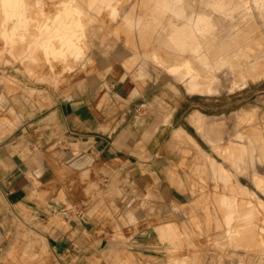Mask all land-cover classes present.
<instances>
[{"label":"crops","instance_id":"obj_1","mask_svg":"<svg viewBox=\"0 0 264 264\" xmlns=\"http://www.w3.org/2000/svg\"><path fill=\"white\" fill-rule=\"evenodd\" d=\"M151 87L103 65L43 99L3 97L0 264H143L166 248L161 236L201 240L197 223L213 234L202 171L224 170L195 130H213V108Z\"/></svg>","mask_w":264,"mask_h":264},{"label":"rangeland","instance_id":"obj_2","mask_svg":"<svg viewBox=\"0 0 264 264\" xmlns=\"http://www.w3.org/2000/svg\"><path fill=\"white\" fill-rule=\"evenodd\" d=\"M59 22L70 26L67 44L53 35ZM185 25L194 42L178 46L172 38ZM103 65L151 79L153 98L185 94L213 108L205 121L213 130L195 128L225 172L202 171L213 177V234L197 223L201 240L178 231L161 236L166 248L142 263L264 264V0H180L170 10L155 0H0L1 135L12 115L3 97L43 99L45 89L71 85ZM186 85L213 93L190 95Z\"/></svg>","mask_w":264,"mask_h":264},{"label":"bare ground","instance_id":"obj_3","mask_svg":"<svg viewBox=\"0 0 264 264\" xmlns=\"http://www.w3.org/2000/svg\"><path fill=\"white\" fill-rule=\"evenodd\" d=\"M3 5L5 6H10L13 0H2ZM180 0H155V2L158 4L159 9H171L172 4L178 3ZM96 2L100 3H106L109 5L111 0H88V3L90 5H93ZM213 4V3H212ZM214 6L216 8L221 9L223 7L221 2H215ZM177 15L179 14L178 12H175ZM5 14L8 15V10H5ZM191 19V18H189ZM200 19V18H199ZM58 25L53 28V35L56 36V39L58 42H64V43H69L70 38H71V32L69 30L68 23L67 22H59L57 23ZM173 42L178 45V46H185L187 44H193L194 39L192 36V28L191 26H182L180 29H178L177 35H175L172 38ZM41 46L45 51H48L50 48V40L49 38H43L41 42ZM222 175H225V172H221ZM230 216V215H229ZM228 216V217H229Z\"/></svg>","mask_w":264,"mask_h":264}]
</instances>
